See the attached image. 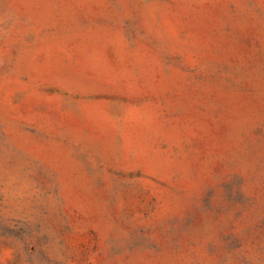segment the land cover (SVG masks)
<instances>
[{
  "label": "rangeland",
  "instance_id": "374dc122",
  "mask_svg": "<svg viewBox=\"0 0 264 264\" xmlns=\"http://www.w3.org/2000/svg\"><path fill=\"white\" fill-rule=\"evenodd\" d=\"M0 264H264V0H0Z\"/></svg>",
  "mask_w": 264,
  "mask_h": 264
}]
</instances>
